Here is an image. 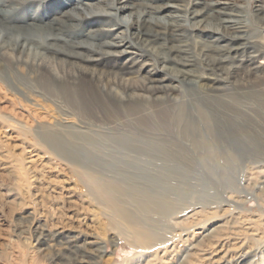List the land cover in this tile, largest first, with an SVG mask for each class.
I'll return each instance as SVG.
<instances>
[{
  "label": "bare ground",
  "instance_id": "obj_1",
  "mask_svg": "<svg viewBox=\"0 0 264 264\" xmlns=\"http://www.w3.org/2000/svg\"><path fill=\"white\" fill-rule=\"evenodd\" d=\"M15 1L0 0V117L15 116L23 143L71 167L94 216L136 251L121 264H264L263 214L209 207L206 190L186 210L183 189L166 182L186 174V140L204 163L264 153V44L239 1ZM255 1L264 23V0ZM14 98L26 114L10 109ZM262 169L249 177L260 203ZM38 227L83 253L75 264L96 263L82 260L92 255L86 240Z\"/></svg>",
  "mask_w": 264,
  "mask_h": 264
},
{
  "label": "rangeland",
  "instance_id": "obj_2",
  "mask_svg": "<svg viewBox=\"0 0 264 264\" xmlns=\"http://www.w3.org/2000/svg\"><path fill=\"white\" fill-rule=\"evenodd\" d=\"M39 1L34 3L37 8ZM92 1L96 3V0ZM238 1L243 14L242 22L249 25L254 39L263 45L264 23L255 15L256 1ZM131 18L133 19V16ZM192 50L198 54L197 46ZM0 77L4 78L1 74ZM221 87L226 91L234 89L229 82L222 83ZM28 102L32 104L33 101ZM8 105L12 106L10 109L25 113L16 98ZM8 115L10 121L0 117V264H75L76 260L81 259L83 253L68 251L63 245L57 248L52 244L53 241L45 240L46 237L41 238L38 224L46 225L45 228L51 231L68 235L77 243L86 240L88 250H84L92 255L84 254L82 260L90 258V261L97 264H121L135 255L136 251L128 247L122 238L112 239V236L117 234L116 230L104 225L94 216L95 206L86 196L82 183L70 170L71 167L56 157L49 148L23 143L27 139L12 126L23 122H18L14 119L15 116ZM261 115L264 116L262 113ZM184 142L192 161L181 164L185 176L167 178L166 182L175 189H183V207L186 210L193 207L199 209L202 206L200 203L204 201L198 196L203 191H208V200L211 202L207 206L212 203L210 206L215 208H232L264 215V203H260L255 195V186L258 183L249 182L252 173L258 168H263L264 171V153L256 162L247 160L246 163L238 156L231 163L221 161L217 165L216 162H202L199 152L192 149L187 140ZM202 155L206 156L205 151H202ZM30 159L32 162L28 164ZM116 165L119 169L125 168L134 173L139 168L137 165ZM147 167L154 170L158 168L152 165ZM152 172L154 173L153 170ZM222 173L226 174L228 182L222 177ZM127 182L131 183V180ZM175 217L186 222L182 214ZM96 253L101 255L100 258L95 256ZM258 256L259 254L250 255V260H246L254 262Z\"/></svg>",
  "mask_w": 264,
  "mask_h": 264
}]
</instances>
